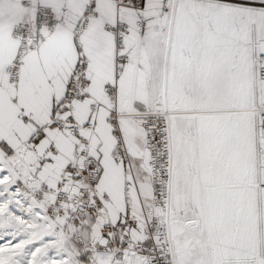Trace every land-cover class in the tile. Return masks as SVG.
Here are the masks:
<instances>
[{
	"label": "snow or ice",
	"instance_id": "6c2138e0",
	"mask_svg": "<svg viewBox=\"0 0 264 264\" xmlns=\"http://www.w3.org/2000/svg\"><path fill=\"white\" fill-rule=\"evenodd\" d=\"M0 264H264V0H0Z\"/></svg>",
	"mask_w": 264,
	"mask_h": 264
}]
</instances>
